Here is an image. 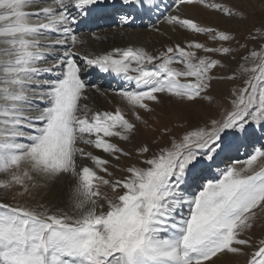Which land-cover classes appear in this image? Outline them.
Listing matches in <instances>:
<instances>
[{
  "label": "snow or ice",
  "instance_id": "6c2138e0",
  "mask_svg": "<svg viewBox=\"0 0 264 264\" xmlns=\"http://www.w3.org/2000/svg\"><path fill=\"white\" fill-rule=\"evenodd\" d=\"M182 6L248 19L231 0H174L162 23L183 43L95 53L77 29L116 0H0V264H264V233L254 238L264 221V146L232 155L250 129L264 134V25L241 42ZM117 15L118 26L136 20ZM91 72L122 81L113 94L123 107L89 103L93 89L101 93L85 79ZM217 82L233 85L226 104L210 95ZM165 98L207 102L217 116L182 122L155 149L137 143ZM170 131L162 125L161 137ZM58 185L61 206L36 200Z\"/></svg>",
  "mask_w": 264,
  "mask_h": 264
},
{
  "label": "bare ground",
  "instance_id": "6f19581e",
  "mask_svg": "<svg viewBox=\"0 0 264 264\" xmlns=\"http://www.w3.org/2000/svg\"><path fill=\"white\" fill-rule=\"evenodd\" d=\"M153 3L158 7L154 8L150 12L141 10L136 7H128L122 10L123 7L119 6L120 0H116L117 7L108 8L107 10L104 11H97L95 14H93L88 18L85 25H81L77 29L76 34L79 35L86 42L87 49L95 53H100V51L102 50L109 49L110 47L108 45L111 44L110 38H114L113 42H116L121 38L122 39L124 38L122 45L120 46L116 45L117 47L120 48H124L128 46L136 47L137 44L139 45L145 44V46H141V47L146 48L148 51L162 50L166 46L174 45L175 43H183L184 37L180 33L172 32L170 26L162 23L164 16L173 12L174 3H172L171 0H153ZM117 9H121L122 12L130 11L136 18L147 16L148 20H146V22H150V23L145 25L146 27L145 30L138 29V32L137 31L134 32L132 27L128 28L126 26H118L116 25L118 22L115 21L117 19V16L116 14H113L117 12ZM182 10L186 12V15L188 13L189 16L192 17L196 16V13L198 14L200 13V11H202L201 9H198V7H194V6H182ZM108 11L113 12L112 13L113 15H111V17L108 16ZM100 14L101 17H99ZM211 15L213 17H216L215 14L211 13ZM117 20H119V17ZM153 24H156L159 27L160 29L159 32L150 30ZM132 25H134V23ZM128 33L135 34V38L133 39L128 38L129 35ZM195 38H197L196 40L199 42H204L203 37H195ZM105 51H110V50H105ZM85 79L88 80L89 84L94 81H97L95 86L99 87L101 89V92H103L104 89H108L111 92L114 89L119 88L122 84V81L118 80L117 78L107 77L104 74H100L98 72H91L90 74H85ZM217 86L219 85L213 84L212 89L215 94L213 97L217 102L226 104L227 97L231 87H226L223 93L221 92L220 89L219 90L220 93L216 96V94L218 93ZM94 91L95 90L93 89L90 92V95L93 94ZM96 105L99 106L97 103ZM188 105L191 106L188 108L187 107ZM153 113L156 114L157 116L162 117V120H166L169 122V128L171 129L169 134L173 135L174 129L175 127H178L179 122L180 123L183 122L186 126H193L197 124L202 125L203 121H208L210 118L217 116V109L215 107H209L207 105V102H204L203 104H199V103L177 104V103H172L165 98L162 104L156 106V110ZM162 125H163L162 123L154 122L152 126L154 127V129H156L155 131L156 133H160ZM58 186L60 188L63 187V185H58ZM37 196L39 197L37 198ZM36 199L38 201L43 200L46 203L49 201V199H47L46 196L40 197L39 192L36 195ZM62 200L63 198L61 199V202ZM217 264H226V263H221V261H217Z\"/></svg>",
  "mask_w": 264,
  "mask_h": 264
},
{
  "label": "rangeland",
  "instance_id": "374dc122",
  "mask_svg": "<svg viewBox=\"0 0 264 264\" xmlns=\"http://www.w3.org/2000/svg\"><path fill=\"white\" fill-rule=\"evenodd\" d=\"M171 1H172V3H174V0H171ZM231 3L242 5L244 7L245 11L248 14V19L246 22L241 23V22H238L236 20L227 21V22L223 21L217 16L213 17L211 15V13L207 12L206 10H203L199 6H194V7H198V9H201L202 11H200V13H198V14L196 13V16H193V17L190 16V17H192L194 20L200 21L204 25L218 24L220 27H225V26L231 27L236 32V35L238 36L237 39L241 40V42H244L243 37L248 32L254 31L256 29H260L261 25H264V0H231ZM123 9H125V8L123 7L122 10ZM182 12H184V10H182ZM204 12H205V14H204ZM117 13H122L121 9H117ZM182 14L186 15V12H184ZM201 14H203V15H201ZM187 16H189L188 13H187ZM146 20H148L147 16L136 18L134 25H132L133 31L138 32V29L139 30L140 29L145 30L146 29L145 25L150 23V22H146ZM115 21L118 22V20H115ZM116 25H118V23ZM128 34H129L128 38H131V39L135 38V34H133V33H131V34L128 33ZM113 39L114 38H110L111 44H109V45L107 44L111 49L116 48L117 47L116 45H119V46L122 45L124 38L123 39L121 38L120 39L121 41L118 40L116 42H113ZM195 39H197V38H195ZM256 43L259 44L260 41L258 40V41H256ZM136 46L141 47V46H145V44L144 45L137 44ZM252 46L253 45L251 43H249V47H252ZM110 48L105 49V50H111ZM105 50L100 51V53L104 52ZM237 59H239V57H237ZM96 82L97 81H94V82L90 83V85H95ZM237 83H240V82L237 81ZM214 84L219 85V86H217L218 87V93L216 94V96L220 93L219 92L220 89H221V92L223 93V91L226 87H232L233 86L230 82H217ZM210 95L211 96L215 95L213 89L211 90ZM91 97H92L91 101H93V102L90 101V104L95 109H98V110L114 111L117 106L123 107V103L120 101V98L115 96L113 94V91L110 92L108 89H104V91L101 93H97L94 91L93 94H91ZM96 103L99 106H97ZM190 106L191 105H188L187 107L189 108ZM97 107H99V108H97ZM157 121H159V123H162L163 125L166 124L169 127L168 121L162 120V117L157 116L156 114L152 113L151 119L149 120V123L151 125H153L154 122L156 123ZM189 122H190V120H189ZM204 122H206V121H203V123ZM181 123L179 122L178 127H175L173 135L178 133L181 130V128H180ZM203 123H202V125H203ZM153 129H154L153 126L151 128H143V126H142V135L137 138V143H139L141 140L147 141L151 144L153 149H155L158 146L163 145L166 142V139L171 136V134L168 133L166 137H161V134L156 133L155 131H153ZM262 146H264V134H262L259 130L250 129L249 133L243 139L236 140L235 148L233 149L232 155L238 159L243 160L244 158H246L248 155H250L253 152L255 147H262ZM128 147L132 148V147H134V145H128ZM236 149H238V151ZM126 163H131V161H126ZM116 174L118 176L124 175L123 173H119V172H117ZM60 189L61 188L59 186H57V188L54 190L45 189V190L40 191L39 195H40V197L46 196V198L49 199V201H48L49 203L47 202L48 204H50V205L56 204L57 206H61L62 205L61 199L63 198L64 193L62 191H60ZM38 197L39 196H37V198ZM12 202L15 203V201H12ZM32 202H34V201H32ZM261 223H264V221H261ZM261 223H258L256 229L254 230V238L259 237L262 233H264V227H261ZM221 263L227 264V260L221 261Z\"/></svg>",
  "mask_w": 264,
  "mask_h": 264
}]
</instances>
